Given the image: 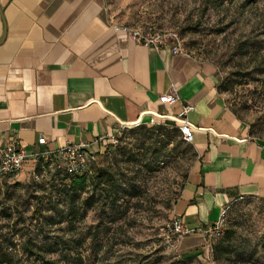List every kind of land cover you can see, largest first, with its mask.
Returning <instances> with one entry per match:
<instances>
[{
  "label": "crops",
  "instance_id": "1",
  "mask_svg": "<svg viewBox=\"0 0 264 264\" xmlns=\"http://www.w3.org/2000/svg\"><path fill=\"white\" fill-rule=\"evenodd\" d=\"M115 24L105 0H0V143L32 153L84 142L97 161L122 125L173 117L190 104L196 158L171 216L206 227L239 199L264 200V142L226 106L218 71L139 46ZM169 93L176 103L159 102ZM36 166L27 162L19 176ZM205 239L191 233L177 250L193 253Z\"/></svg>",
  "mask_w": 264,
  "mask_h": 264
},
{
  "label": "rangeland",
  "instance_id": "2",
  "mask_svg": "<svg viewBox=\"0 0 264 264\" xmlns=\"http://www.w3.org/2000/svg\"><path fill=\"white\" fill-rule=\"evenodd\" d=\"M105 1L120 25L177 32L191 57L218 71L226 106L264 142V0ZM108 147L95 162L113 175V193L95 191V203L68 229L58 221L65 205L49 203L61 199L52 172L0 178V236L18 234L12 264H32L19 249L21 236L46 246L51 236H62L46 255L57 264H78L77 254L83 264H264V200L257 198L231 204L210 245L205 239L185 255L178 245L163 246L160 233L196 158L173 126L124 128ZM90 194H81V204Z\"/></svg>",
  "mask_w": 264,
  "mask_h": 264
},
{
  "label": "built area",
  "instance_id": "3",
  "mask_svg": "<svg viewBox=\"0 0 264 264\" xmlns=\"http://www.w3.org/2000/svg\"><path fill=\"white\" fill-rule=\"evenodd\" d=\"M114 30L119 33L126 34L128 38L135 44L151 48L153 50H161L168 48L173 55L191 57L187 51L182 37L175 31L155 30L152 27H129L126 25L115 24ZM178 101V96L175 93L162 94L159 96V102L166 105H173ZM190 104H184L181 109L173 117L152 114L148 123L163 124L165 121H172L181 135V138L186 143H191L193 139L194 127L187 119V115L193 110ZM156 119H160L157 121ZM140 120L124 124L113 135L108 137V145H114L117 142V134L121 129L139 126ZM105 137H99L97 141L103 142ZM45 143L44 138L38 139V144ZM60 158L58 164L54 165V159ZM40 159L50 161L49 167L63 169L68 174H81L85 172L90 164L95 161V154L88 151V144L84 142H67L64 146L57 148L54 151H40L27 153L23 148L17 147L14 143H0V178L5 176H17L25 167L27 162L38 163ZM52 161V162H51ZM226 212V208L221 210L219 219L212 225L206 227L187 228L181 218L172 215L169 226L160 233V239L166 249H174L180 240L191 234L197 233L206 238L207 245H210V237L219 231L222 223V216Z\"/></svg>",
  "mask_w": 264,
  "mask_h": 264
},
{
  "label": "trees",
  "instance_id": "4",
  "mask_svg": "<svg viewBox=\"0 0 264 264\" xmlns=\"http://www.w3.org/2000/svg\"><path fill=\"white\" fill-rule=\"evenodd\" d=\"M163 125H171L176 129L175 123L171 121H165ZM176 131L178 130L176 129ZM109 147L107 146V149ZM52 161L51 162L54 163V165L58 164V161H56V159ZM49 165L50 161L40 159L35 170L33 171V174L34 177H36L37 174H39L41 171L44 173L52 172V180L56 183V186L59 187L58 193L61 199H57L56 202L52 200L49 201V203L52 202L54 205H56L55 207H58L61 203L65 205L64 209L62 208L61 210H58L59 218L61 219L58 221H66L67 229L72 226L73 221L78 216L81 215L82 217L84 215V211L95 203V191L100 190L101 193H105V191L107 192L109 189L111 193H113L112 189L115 187V179L113 175L110 174L106 169L97 165L95 161H93L90 164L89 168L81 174H68L63 169L56 168L55 166L49 167ZM88 192L91 194L87 196L84 199V202L81 204V194ZM107 196L109 197V193L107 194ZM35 199L40 201L41 196H35ZM36 216H40V210H38V208H36L35 210V217ZM8 217L11 216L9 215ZM15 235L18 234L11 233L0 236V264L13 263L14 251L16 249L13 238V236ZM45 235L48 236V234ZM50 238L52 239L53 244L46 246L37 244L35 240L29 236H21L19 249L24 258L28 261H31L32 264H57L56 260L48 258L46 255L55 252V249L53 247H58L60 243L63 242V238L62 236H51ZM75 257L79 261L78 264H83V259L80 254H77Z\"/></svg>",
  "mask_w": 264,
  "mask_h": 264
}]
</instances>
